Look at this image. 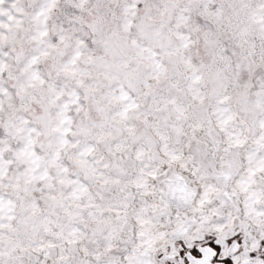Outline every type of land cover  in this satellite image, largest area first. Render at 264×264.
<instances>
[{
  "label": "snow or ice",
  "instance_id": "6c2138e0",
  "mask_svg": "<svg viewBox=\"0 0 264 264\" xmlns=\"http://www.w3.org/2000/svg\"><path fill=\"white\" fill-rule=\"evenodd\" d=\"M0 264H264V0H0Z\"/></svg>",
  "mask_w": 264,
  "mask_h": 264
}]
</instances>
